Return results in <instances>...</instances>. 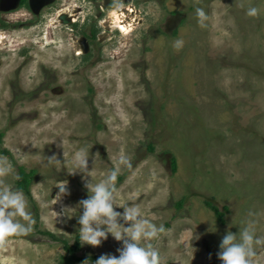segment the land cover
Instances as JSON below:
<instances>
[{
	"label": "rangeland",
	"instance_id": "1",
	"mask_svg": "<svg viewBox=\"0 0 264 264\" xmlns=\"http://www.w3.org/2000/svg\"><path fill=\"white\" fill-rule=\"evenodd\" d=\"M0 34V156L17 176L34 171L22 191L36 221L0 243V264L118 256L110 234L97 247L79 241L88 192L70 173L81 149L94 182L120 168L118 206L166 229L140 242L161 264H222V237L248 220L264 238V0H0ZM61 181L69 194L57 201ZM65 206L71 219L57 217ZM255 251L264 264V245Z\"/></svg>",
	"mask_w": 264,
	"mask_h": 264
},
{
	"label": "clouds",
	"instance_id": "2",
	"mask_svg": "<svg viewBox=\"0 0 264 264\" xmlns=\"http://www.w3.org/2000/svg\"><path fill=\"white\" fill-rule=\"evenodd\" d=\"M119 9L121 5H116ZM257 7H249L246 15L257 17ZM195 15L201 27H206L208 15L203 8L197 7ZM174 48L179 50L183 46L182 40L174 42ZM49 163L60 164L61 161L55 155L48 157ZM119 165L131 168L129 158L121 155ZM73 171L81 173L84 188L88 192L86 199H81L76 208L81 209L77 223L81 244L100 246L107 240L109 234L122 246L117 249L118 256L112 254L101 255L95 260V264H161L160 253L150 243L142 246L141 241H151L166 231L163 225L157 226L145 218L139 206H118L116 204V180L120 168L111 170L100 182H94L89 171V155L87 150L81 149L72 161ZM13 176L19 179L7 157L0 156V243L6 242L9 237L29 235L36 223L29 209L27 198L22 190L9 187L4 177ZM89 177L91 179H89ZM57 201L62 196L68 195L67 182L61 181L57 187ZM76 208L65 206L57 214V217L71 219L74 215L69 213ZM123 208V211H117ZM252 216L253 213H249ZM253 220H248L238 233L226 232L219 244L217 258L222 264H253L256 256L255 247L264 245V238L256 236ZM197 239L199 237H196ZM84 264H88L85 261Z\"/></svg>",
	"mask_w": 264,
	"mask_h": 264
},
{
	"label": "trees",
	"instance_id": "3",
	"mask_svg": "<svg viewBox=\"0 0 264 264\" xmlns=\"http://www.w3.org/2000/svg\"><path fill=\"white\" fill-rule=\"evenodd\" d=\"M172 166H174V160H172ZM18 173L19 179L17 180V187L23 191H28L34 171L26 172L23 167H19ZM206 203L216 212L218 218L222 216V212H219L216 206L212 205L209 202Z\"/></svg>",
	"mask_w": 264,
	"mask_h": 264
},
{
	"label": "water",
	"instance_id": "4",
	"mask_svg": "<svg viewBox=\"0 0 264 264\" xmlns=\"http://www.w3.org/2000/svg\"><path fill=\"white\" fill-rule=\"evenodd\" d=\"M59 19H60L63 23H68V22H69V19L66 17L65 14H61V15L59 16ZM81 43H82V47H83L84 51H87V50H88V45H87V43L85 42V40H83Z\"/></svg>",
	"mask_w": 264,
	"mask_h": 264
},
{
	"label": "bare ground",
	"instance_id": "5",
	"mask_svg": "<svg viewBox=\"0 0 264 264\" xmlns=\"http://www.w3.org/2000/svg\"><path fill=\"white\" fill-rule=\"evenodd\" d=\"M63 14H64V13H63ZM65 15H66V14H65ZM66 16H67V15H66ZM68 23H70V21H69ZM122 25H123V24H122ZM124 26H125V25H124ZM124 26H118V25H117V27L120 29V31L123 30V31L125 32V31H127V27H124ZM1 36H2V35H1ZM57 43H58V42H57ZM27 116H28V115H27ZM44 195H45V194H44ZM37 201H38V200H37Z\"/></svg>",
	"mask_w": 264,
	"mask_h": 264
},
{
	"label": "flooded vegetation",
	"instance_id": "6",
	"mask_svg": "<svg viewBox=\"0 0 264 264\" xmlns=\"http://www.w3.org/2000/svg\"><path fill=\"white\" fill-rule=\"evenodd\" d=\"M65 14H66V13H65ZM2 35H3V34H2ZM0 36H1V34H0ZM4 37H6V36H4ZM4 37H3V38H4ZM1 42H2V41L0 40V43H1Z\"/></svg>",
	"mask_w": 264,
	"mask_h": 264
}]
</instances>
